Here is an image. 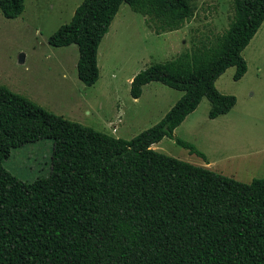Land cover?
<instances>
[{"label":"trees","instance_id":"1","mask_svg":"<svg viewBox=\"0 0 264 264\" xmlns=\"http://www.w3.org/2000/svg\"><path fill=\"white\" fill-rule=\"evenodd\" d=\"M24 3L0 0L2 15L17 18ZM122 4L155 32L179 30L195 13L192 0H83L48 44L77 46V77L87 86L99 79L97 50ZM231 7L220 35L132 77V99L151 82L183 95L131 140L64 119L0 85V151L18 127L53 144L47 177L24 182L0 166V264H264V178L239 182L152 148L202 99L210 119L236 104L215 82L230 67L234 81L246 73L241 53L264 22V0H231ZM175 166L214 196L183 184L169 172Z\"/></svg>","mask_w":264,"mask_h":264},{"label":"rangeland","instance_id":"2","mask_svg":"<svg viewBox=\"0 0 264 264\" xmlns=\"http://www.w3.org/2000/svg\"><path fill=\"white\" fill-rule=\"evenodd\" d=\"M82 1L25 0L23 13L14 19L5 18L0 10V85L50 113L108 135L112 121V130L117 129L112 136L125 140L158 123L183 95L151 82L140 98L132 99L129 79L220 35L232 17L231 0H192L194 16L179 30L155 32L146 17L122 4L97 50L99 79L87 86L77 77V46L48 44ZM241 54L247 64L243 77L234 81L235 68L230 67L215 82L220 93L236 98L231 111L210 119L209 101L202 99L172 137L154 144V150L239 182L264 178V22ZM111 81L114 94L106 87ZM177 139L203 157L177 145ZM52 146L51 140L18 127L14 139L0 151V166L24 182L47 177ZM169 172L183 184L214 196L190 172L176 166Z\"/></svg>","mask_w":264,"mask_h":264},{"label":"crops","instance_id":"3","mask_svg":"<svg viewBox=\"0 0 264 264\" xmlns=\"http://www.w3.org/2000/svg\"><path fill=\"white\" fill-rule=\"evenodd\" d=\"M133 76H134V75H133ZM133 76H132V77H133ZM132 77L129 79V84H130V82H131V80H132ZM109 85H111V86H109ZM109 85L106 86V87H108L107 90H108L110 93L114 94V83H113V81H111V83H109ZM139 98H140V97H139ZM136 100H137V99H136ZM119 117H120V116H119ZM109 123H111V124H110V128H111L110 131H111V134L113 135V133H114L113 131H114V130H112V126H114V125L112 124V123H113L112 121H109ZM116 131H117V129H116ZM116 131H115V133H116ZM152 147H153V146H152Z\"/></svg>","mask_w":264,"mask_h":264}]
</instances>
